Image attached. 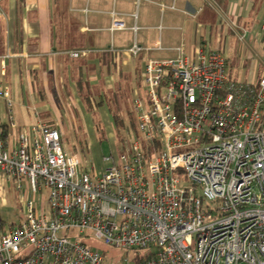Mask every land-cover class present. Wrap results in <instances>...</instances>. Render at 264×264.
Masks as SVG:
<instances>
[{"label": "built area", "instance_id": "1", "mask_svg": "<svg viewBox=\"0 0 264 264\" xmlns=\"http://www.w3.org/2000/svg\"><path fill=\"white\" fill-rule=\"evenodd\" d=\"M111 15V31L141 29ZM163 29L147 28L131 55L164 50ZM168 50L145 66L138 137L101 174L48 123L14 136L10 90H0V173L25 198L22 220L0 230V264H264V73L242 83L220 51ZM89 237L122 256L105 262Z\"/></svg>", "mask_w": 264, "mask_h": 264}, {"label": "crops", "instance_id": "2", "mask_svg": "<svg viewBox=\"0 0 264 264\" xmlns=\"http://www.w3.org/2000/svg\"><path fill=\"white\" fill-rule=\"evenodd\" d=\"M161 3H175L178 10H167L162 15L158 5ZM260 5L262 30L264 0H246L239 7L237 0H143L139 5L137 0H0V90H10L12 117L17 124L13 135L42 122L60 130L65 138L68 122L76 134L81 129L86 131V145L91 146L93 156L94 144L98 146L101 141L95 120L109 139L118 138L108 99L121 95L125 87L131 90L133 102L137 95L143 96L147 63L171 57L174 52L168 49L178 45H185L189 56L198 49L222 52L221 47L206 50L209 44L203 30L209 17L220 12L218 20L222 23L223 17L229 20L233 15L235 27H240L241 19H250ZM113 11L129 27L137 24L141 28L138 33L135 35L130 29L111 31ZM136 13L137 19L133 16ZM160 24L164 26L165 49L150 53H159L162 58L154 54L133 57L129 49L134 42L145 45L147 28ZM248 27L245 25L239 32L242 43L246 42L240 39L242 33L248 32L250 37ZM233 28L230 24L221 25L216 45H223V38L224 45H229ZM73 52H80V57H72ZM222 53L228 57L227 46ZM228 63L231 75L237 78L229 57ZM1 109L2 113L7 112L4 101ZM93 172L101 174L102 170L99 173L94 168ZM6 188L12 192L13 184L0 173L1 195H5ZM20 198L25 202L22 195Z\"/></svg>", "mask_w": 264, "mask_h": 264}, {"label": "rangeland", "instance_id": "3", "mask_svg": "<svg viewBox=\"0 0 264 264\" xmlns=\"http://www.w3.org/2000/svg\"><path fill=\"white\" fill-rule=\"evenodd\" d=\"M237 1L239 7L245 5L246 0ZM220 14L221 13L219 12L216 16H210L208 19L209 23L206 24V29L203 30L206 37L205 39L209 44L206 45V50H216L217 48L221 47L222 52H224L227 46V54L231 60V63L233 64L232 71L236 75L238 81L242 83H256L259 77L264 73V46L260 45L261 42L264 43V32L261 30V22L263 18L262 5L256 8L255 12L252 13V17L250 19L243 17V19H241L242 24H240V27H235L233 23L235 17L233 15L230 16L229 20L226 17H223L224 20L221 23L218 20V17L221 16ZM251 21L252 23L248 24ZM226 24H230L231 27H234L232 29L233 32H231L229 35V45H224L225 38H223V45H216L217 41H219L221 33L219 29L221 28V25L225 27ZM245 25L250 26L247 30L251 32L250 37H247L246 42L242 43L239 40V32H241L240 30H243ZM141 54H143L145 58H147L149 54H154L155 57L162 58V55H160L159 53L151 54L150 52H143ZM143 88H145V86H143ZM123 104H125L127 107H130L129 109L132 111L134 107L133 96L131 97V99L129 98L127 99V101L123 102ZM123 116L125 121L127 122V129H123L122 131L123 141H121L119 138H117L115 141H112V139H109L106 136L104 140L100 141L101 146L99 143H97L98 146L94 144L92 156L91 146L87 147L88 142L85 139L84 133H86V131L80 128L81 132L79 134H76V129H74V127H70L67 122L65 123L67 133L65 138L62 137L64 148H67L68 151L72 152L78 151L82 159L94 166L96 171L99 173L101 170L103 172L104 170H106V168H109L113 164L112 161L114 160L112 158H114L115 161H118L115 163L121 164V146H124V144L126 145V143L130 141L135 133H133L132 130L128 128L129 122L126 112H123ZM80 136L85 140L79 139ZM81 140L86 146L85 150H83L81 147ZM115 152H117L116 155L114 154ZM113 154L115 155V157H113ZM104 158H110L112 161L107 163ZM12 184V192H9V189L6 188L5 195L0 194V228L2 230L6 229L8 226L19 223L24 215V211L22 209V206L24 207V201L20 198V193L17 191L15 183ZM82 240L94 249L99 250L101 251V253L105 254V262L117 261L123 254L122 250L107 247L105 244H103L102 241H99L93 237L85 238Z\"/></svg>", "mask_w": 264, "mask_h": 264}, {"label": "trees", "instance_id": "4", "mask_svg": "<svg viewBox=\"0 0 264 264\" xmlns=\"http://www.w3.org/2000/svg\"><path fill=\"white\" fill-rule=\"evenodd\" d=\"M120 94L121 95L114 94V96L112 98L108 99L109 100L108 106H109V109H110V111L113 115V118H114L117 136L121 141H123L122 140V131H123V129H127V122L124 119L123 112H126L127 117H128V122H129L128 128H130V130H132L133 133L134 132L136 133V134L134 133L132 138L138 137V130H137V122H136L134 109H132V111H131L129 109L130 107H127L125 104H123V102L127 101V99H129V98L131 99V90L130 89L128 90L127 87H125L124 91L121 92ZM123 105H124V107H123ZM90 108L92 109L93 107L91 106ZM95 124H96L95 125L96 131H97V133H99L100 140L102 141L106 138V134H105V131L103 129V126L101 125V123L98 120H95ZM81 147L83 150H85L86 146L83 144L82 140H81ZM149 154L150 153L148 152V155Z\"/></svg>", "mask_w": 264, "mask_h": 264}]
</instances>
